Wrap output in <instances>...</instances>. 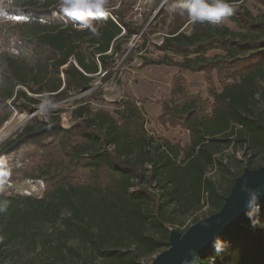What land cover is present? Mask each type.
<instances>
[{"label":"trees","instance_id":"16d2710c","mask_svg":"<svg viewBox=\"0 0 264 264\" xmlns=\"http://www.w3.org/2000/svg\"><path fill=\"white\" fill-rule=\"evenodd\" d=\"M154 1L159 7L162 0ZM241 1L230 0L234 11L225 19L242 33L207 22L193 24L172 7L169 12L161 9L168 4L160 7L149 26L151 34H161V43L153 47L163 56H140L141 67L164 65L203 72L209 82L208 74L216 69L225 81H232L222 82L209 105L188 95L183 77L174 78L172 97L162 102L159 120L185 129L189 134L185 146L149 134L141 108L128 99L113 102V113L75 101L69 128L62 127L58 116L53 118L58 111L51 109L48 119L32 120L0 146V160L7 162L8 171L14 166L20 172L21 164L35 154L47 164L40 177L42 196L18 198L29 205L25 212L46 227V236L56 235L50 264H65L64 259L73 264H141V257L168 248L176 212L192 214L205 203L209 215L221 208L237 175L230 174L218 154L247 146L264 155V17L255 18L240 6ZM254 1L264 7V0ZM59 2L3 0L1 4L4 14L27 22L16 27L19 56L0 51V128L14 113L36 111L42 99L80 94L92 87L96 77L105 80L123 45L144 27L126 18L129 6L122 1L117 8L116 3H107L115 21L110 15L94 19L100 33L95 37L55 12ZM147 35L141 34L142 45ZM211 50L224 55L206 58ZM175 96L182 102L176 104ZM256 97L262 113L253 106ZM252 159L253 155L246 159L245 167L258 168ZM145 167L159 194L143 186ZM213 170L221 178L230 175L221 191L209 176ZM5 203L0 211V264L3 259L13 261L2 249L22 233L18 203L11 197L0 205ZM257 221L255 226L250 223L226 231L220 238L225 242L222 251L211 245L199 264H264V212ZM51 229L54 232H48ZM39 246L45 247L46 240H40Z\"/></svg>","mask_w":264,"mask_h":264},{"label":"rangeland","instance_id":"374dc122","mask_svg":"<svg viewBox=\"0 0 264 264\" xmlns=\"http://www.w3.org/2000/svg\"><path fill=\"white\" fill-rule=\"evenodd\" d=\"M120 1L125 4L124 7L129 6L126 18L132 20L136 24L144 25V27L137 36H132L128 43L123 45V52L117 55V61L111 74L105 80L101 78L102 76L96 77L92 87L83 93H69L47 99L55 104L54 108L46 107V110H42L41 105L45 101L42 99L41 105L37 106V110L32 116L28 113H14L0 128V146L32 120L48 119V115L52 110L53 112L56 110L58 111V113H52L54 114L53 118L59 117L62 127L69 128L74 122V119L71 117V111L75 107V101L84 100L89 102L92 108H102L113 113V102L121 99H128L141 108L146 121L145 128L149 134L157 138H165L171 143H178L181 146L188 144L189 134L185 129L180 126L171 127L168 123L162 124L159 120L162 114V102H169L172 97L171 85L174 78L177 76L183 77L187 86L188 95L199 97L209 105L213 102V98L211 97L212 93L214 91L220 92L223 83L231 84L232 81H225L223 74L218 75L216 69H213L208 74L211 79L209 82L207 76L203 72L192 73L189 71H181L175 66L164 65H147L141 67L140 64L142 60L140 56L151 59L163 56V53L153 47V45L156 46L161 43V34H151L149 26L154 24L153 18L156 16L160 7L163 4H168V6H164L161 9L169 12L175 0H162L159 7H157L158 1L154 0H108L107 3H109V5H114L116 3L117 8ZM2 2L3 0H0V51H6L10 56L18 57L19 53L16 48L18 34L16 27L24 24L27 20L22 17H10L4 14L1 7ZM239 3L241 7L247 9L255 18L264 17V7L256 1L242 0ZM60 5L61 2L56 6L55 12H61ZM61 14L64 16L62 12ZM65 18L74 22L70 18ZM110 18H113V16L110 15ZM158 26H161L160 22H158ZM216 26H225L237 33L243 32L228 19H224L223 22L216 24ZM184 31L188 32L189 27L185 26ZM143 32L146 34L148 33L147 41L144 45H142L141 37ZM223 55L224 53L220 50H211L205 54V57L212 59L215 56ZM169 56H171V54H169ZM175 60L179 59L175 58ZM173 98L176 104L182 102L181 99H177L178 96ZM253 106L257 112L262 113V105L261 102L258 101V97H256ZM244 154L246 158L242 157ZM252 155L254 166L261 167L264 165V155L249 150L247 146L228 148L218 154L217 157L223 159V162L227 164L230 174L239 176L245 167L246 159L249 156L252 157ZM235 160H241V165ZM21 165L22 169L20 172H16V168L14 169L13 166L8 171L7 176L0 175V202H5L8 197L16 200L18 203L17 216L20 222L19 227L22 232L14 243L2 249V253L8 256L10 254V256L13 257V261L3 259L1 264H50L54 257L51 244H54L56 235L46 236V227H41V223L38 222L35 216L25 212V210H28L27 208H29V205L26 206L25 201L18 198L19 196L23 198H40L42 196L44 183L40 177L46 170L47 164L43 156L35 154ZM21 165H18V168H20ZM23 172L31 173L34 177H25ZM148 174V167H145L143 186L149 191L157 194L156 181H150ZM209 176L213 178L219 191H221L226 187L228 183L227 179L230 175L226 177L227 179L221 178V173L213 170L209 173ZM210 212V207L206 203L192 214L185 215L178 211L173 215L176 223L171 225V228H175L182 233L192 225L194 219H203L209 216ZM57 229L58 228H55V230ZM48 232H54V230L51 229ZM40 240H46L45 247L39 246ZM157 254L158 253H154L149 256L141 257L139 261L141 264H149ZM64 260L65 264H73L69 259ZM96 264L103 263L97 261Z\"/></svg>","mask_w":264,"mask_h":264},{"label":"water","instance_id":"95a60500","mask_svg":"<svg viewBox=\"0 0 264 264\" xmlns=\"http://www.w3.org/2000/svg\"><path fill=\"white\" fill-rule=\"evenodd\" d=\"M31 113L30 116L35 114ZM259 193L257 207L250 219L246 201L249 192ZM264 212V165L255 169L244 167L241 174L235 177L233 185L223 199L221 208L196 223L184 232L172 228L168 235V248L159 252L149 264H199L200 256L214 244L217 238L240 225L257 221Z\"/></svg>","mask_w":264,"mask_h":264},{"label":"clouds","instance_id":"9594fccd","mask_svg":"<svg viewBox=\"0 0 264 264\" xmlns=\"http://www.w3.org/2000/svg\"><path fill=\"white\" fill-rule=\"evenodd\" d=\"M107 0H61L60 11L67 18L77 22L81 30L87 29L92 36L99 37L100 33L92 23L94 19L105 18L109 15L106 7ZM172 11L179 15H187L189 21L195 23H205L216 25L232 15L234 9L230 0H175ZM46 107L54 108L50 100H45L41 105L42 110ZM8 164L0 160V175L7 176ZM259 193L256 190L249 192V199L246 201V207L249 209L250 219L254 213L251 209L257 207ZM7 204L0 205V211L6 208ZM258 210V207H257ZM258 221H253L255 226ZM225 242L217 238L214 242V248L217 252L222 251Z\"/></svg>","mask_w":264,"mask_h":264},{"label":"built area","instance_id":"2783aa9c","mask_svg":"<svg viewBox=\"0 0 264 264\" xmlns=\"http://www.w3.org/2000/svg\"><path fill=\"white\" fill-rule=\"evenodd\" d=\"M60 2H61V0H60ZM60 2H59V3H60ZM111 19H112L113 21H115L114 18H111ZM78 28H79V27H78Z\"/></svg>","mask_w":264,"mask_h":264}]
</instances>
